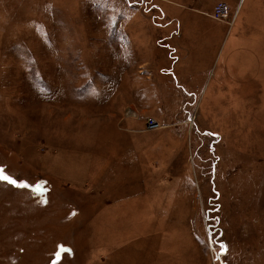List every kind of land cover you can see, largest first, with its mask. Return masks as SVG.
I'll return each mask as SVG.
<instances>
[{
  "label": "rangeland",
  "instance_id": "obj_1",
  "mask_svg": "<svg viewBox=\"0 0 264 264\" xmlns=\"http://www.w3.org/2000/svg\"><path fill=\"white\" fill-rule=\"evenodd\" d=\"M219 1L0 0V264H264V0Z\"/></svg>",
  "mask_w": 264,
  "mask_h": 264
},
{
  "label": "built area",
  "instance_id": "obj_2",
  "mask_svg": "<svg viewBox=\"0 0 264 264\" xmlns=\"http://www.w3.org/2000/svg\"><path fill=\"white\" fill-rule=\"evenodd\" d=\"M212 18L217 21H226L229 25L232 23V19H233V18L230 19L228 6L224 2H219L213 7ZM147 125L151 129L154 127L156 128L158 127V125L152 119H149Z\"/></svg>",
  "mask_w": 264,
  "mask_h": 264
},
{
  "label": "crops",
  "instance_id": "obj_3",
  "mask_svg": "<svg viewBox=\"0 0 264 264\" xmlns=\"http://www.w3.org/2000/svg\"><path fill=\"white\" fill-rule=\"evenodd\" d=\"M219 2H223V1H219ZM239 0H237L236 1V5H235V10H234V17H235V12H236V10H237V8H238V6H239ZM216 4V3H215ZM215 4L213 5V7L215 6ZM177 5L179 6V3H177ZM183 6V5H182ZM181 6V7H182ZM213 7H212V10H213ZM209 17H210V15H209ZM234 17H233V19H232V23H233V20H234ZM250 18H253V15L252 14H247L246 15V17H244V19H242L241 20V22H240V25H248V24H252V25H256V24H258V21H255V20H250ZM236 19H237V16H236V18H235V21H236ZM194 21V20H193ZM197 23L200 21V19H197V20H195ZM234 21V22H235ZM246 21V22H245ZM231 23V24H232ZM227 24V23H226ZM226 26V25H225ZM227 26H229V24H227ZM230 27V26H229ZM228 30V29H227ZM226 36H228L229 37V33H228V31H227V34H225V35H222V38H221V40H220V42L219 43H221L222 44V42H223V40L226 38ZM224 44V43H223ZM229 51L231 52L232 50H231V47L229 48ZM245 57V56H244ZM262 58V57H261ZM264 59V58H263ZM256 66H258V67H260V68H262V69H264L263 68V66L261 65V64H259V63H257L256 62Z\"/></svg>",
  "mask_w": 264,
  "mask_h": 264
},
{
  "label": "snow or ice",
  "instance_id": "obj_4",
  "mask_svg": "<svg viewBox=\"0 0 264 264\" xmlns=\"http://www.w3.org/2000/svg\"><path fill=\"white\" fill-rule=\"evenodd\" d=\"M0 181H4L7 182V184L15 186L17 188H21V189H27L30 187V185L27 182H21V181H17L13 178H11L9 175L5 174V171L2 167H0ZM221 249L223 251H226V246L221 244L220 245ZM62 251H70L69 249H61Z\"/></svg>",
  "mask_w": 264,
  "mask_h": 264
}]
</instances>
